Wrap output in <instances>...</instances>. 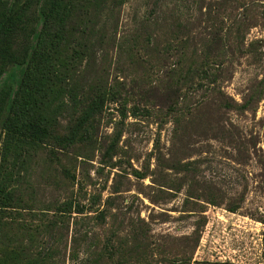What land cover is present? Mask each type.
<instances>
[{
	"label": "rangeland",
	"instance_id": "rangeland-1",
	"mask_svg": "<svg viewBox=\"0 0 264 264\" xmlns=\"http://www.w3.org/2000/svg\"><path fill=\"white\" fill-rule=\"evenodd\" d=\"M92 15L54 134L97 108L79 142L24 147L1 248L40 264H264V0H99Z\"/></svg>",
	"mask_w": 264,
	"mask_h": 264
},
{
	"label": "trees",
	"instance_id": "trees-1",
	"mask_svg": "<svg viewBox=\"0 0 264 264\" xmlns=\"http://www.w3.org/2000/svg\"><path fill=\"white\" fill-rule=\"evenodd\" d=\"M96 1L17 0L0 13V207L12 206V167L24 147L50 138L63 147L79 142V127L97 108L95 97L81 107L69 135L54 134L65 97L78 101L71 81L88 46ZM74 210L82 212L78 204ZM40 258L19 245L7 251L0 246V264H40Z\"/></svg>",
	"mask_w": 264,
	"mask_h": 264
}]
</instances>
